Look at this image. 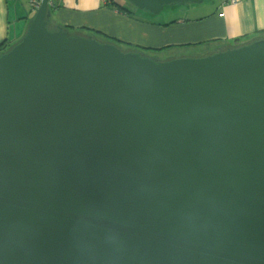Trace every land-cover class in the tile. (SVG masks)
Instances as JSON below:
<instances>
[{"label": "water", "instance_id": "obj_1", "mask_svg": "<svg viewBox=\"0 0 264 264\" xmlns=\"http://www.w3.org/2000/svg\"><path fill=\"white\" fill-rule=\"evenodd\" d=\"M51 2L0 54V264H264V39L154 60Z\"/></svg>", "mask_w": 264, "mask_h": 264}, {"label": "crops", "instance_id": "obj_2", "mask_svg": "<svg viewBox=\"0 0 264 264\" xmlns=\"http://www.w3.org/2000/svg\"><path fill=\"white\" fill-rule=\"evenodd\" d=\"M211 2L216 4L214 11L199 21L185 20L168 27H158L117 16L103 7V0H52L49 26L53 29L70 26L106 34L112 32V35L131 45L152 49L164 44L208 42V46L218 50L224 46L234 47V42L245 45L264 37V0H240L236 5L227 4L226 0ZM24 4V0H0V44L11 43V39L14 41L20 35L17 33L14 39L11 38L14 19L19 24H29L31 10L25 11Z\"/></svg>", "mask_w": 264, "mask_h": 264}, {"label": "rangeland", "instance_id": "obj_3", "mask_svg": "<svg viewBox=\"0 0 264 264\" xmlns=\"http://www.w3.org/2000/svg\"><path fill=\"white\" fill-rule=\"evenodd\" d=\"M24 1H25V4H24L25 11L29 12L28 0H24ZM104 3L105 2H103V4ZM125 4L128 8L133 9V7L131 6L129 2ZM215 6L216 4H214V2H211V0H205L201 4L186 3L183 5L181 4L166 5L163 7V10L159 15H150L144 11H140L137 9L135 10L137 11L138 15L144 16V18H146V20L150 22L157 23V24H166V23L176 21V20L178 21L177 23H179L180 21L182 23L185 20L191 21L197 18L205 17L207 14L214 11ZM106 10H108L109 12H113V14H117V16L126 18L125 16L119 14L116 11H111L107 9V7H106ZM20 12L24 13V10H21ZM30 13L31 15L29 16V18H32L35 12L30 11ZM126 19L130 20L129 18H126ZM13 21L14 22L11 27V34L13 35V37L11 36V38L14 39L15 35L17 33H20V35L17 36L18 38H16L14 41L11 39V44L14 45L16 42H18L22 38L21 35H23V32L26 31L28 24L27 23L19 24L18 22H15V19ZM74 29H77V28H74ZM94 31H96L99 35L104 36L107 39H113L114 41H117L118 48L123 52L129 51V50L138 51L144 55H147L155 59L166 60V59H170L173 57H197L199 55H203L204 53L208 51L216 50L215 47L208 46V42L175 43V45H165L164 44L160 48H155V49L144 48V47L137 46V45H131L130 43H127L126 41L119 39V37H117L115 34L112 35L111 34L112 32L106 34V32L103 33V31L102 32L98 30H94ZM79 34H82L83 36L92 37L91 34L88 32V30H84L82 33L79 32ZM98 39L99 38H97V40Z\"/></svg>", "mask_w": 264, "mask_h": 264}, {"label": "trees", "instance_id": "obj_4", "mask_svg": "<svg viewBox=\"0 0 264 264\" xmlns=\"http://www.w3.org/2000/svg\"><path fill=\"white\" fill-rule=\"evenodd\" d=\"M103 2L107 3V4H105V3L103 4L104 8L107 7V9H109L111 11H116L119 14L125 16L126 18L133 19V20H135L137 22H140V23H148V24L155 25V26H158V27H168V26L174 25V24H176L178 22L177 20L169 22V23H166V24H157V23L150 22V21L146 20V18H144V16L138 15L137 11L135 10L136 8H134L132 5L131 6L133 7V9L128 8L126 6V4H125V3H127L126 0H103ZM48 10H49L50 13L53 11L51 6L48 8ZM201 18H197V19H194V20H191V21H199V20H201ZM62 28L67 33L68 36H83L82 34H79V32L82 33L84 30H88V32L91 34L92 37H86V38L95 39V40H97V38H99L97 41L100 42V43L113 44L116 47H118V42L117 41H114L113 39H107L104 36L99 35L94 30H89V29H85V28H82V27L74 29V28L69 27V26H62ZM263 34H264V32H263ZM259 39H264V37L257 38L255 40H259ZM252 41H254V40H252ZM17 43L18 42H16L15 44H17ZM234 43L236 44V46H241V45L238 44V42H234ZM14 45L11 44V43H8V42H3L2 44H0V54L8 51ZM134 48H136V47H134ZM132 52H136V51H132Z\"/></svg>", "mask_w": 264, "mask_h": 264}, {"label": "built area", "instance_id": "obj_5", "mask_svg": "<svg viewBox=\"0 0 264 264\" xmlns=\"http://www.w3.org/2000/svg\"><path fill=\"white\" fill-rule=\"evenodd\" d=\"M227 4L236 5L239 3L240 0H226ZM41 4V0H28V5L32 11H36ZM221 15V14H220Z\"/></svg>", "mask_w": 264, "mask_h": 264}, {"label": "flooded vegetation", "instance_id": "obj_6", "mask_svg": "<svg viewBox=\"0 0 264 264\" xmlns=\"http://www.w3.org/2000/svg\"><path fill=\"white\" fill-rule=\"evenodd\" d=\"M154 60H156V59H154Z\"/></svg>", "mask_w": 264, "mask_h": 264}]
</instances>
